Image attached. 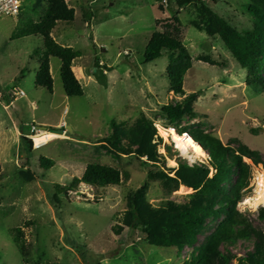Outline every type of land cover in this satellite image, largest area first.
Listing matches in <instances>:
<instances>
[{
	"label": "rangeland",
	"instance_id": "obj_1",
	"mask_svg": "<svg viewBox=\"0 0 264 264\" xmlns=\"http://www.w3.org/2000/svg\"><path fill=\"white\" fill-rule=\"evenodd\" d=\"M64 1L68 8L74 9V21L71 25L57 23L51 37L59 45L79 52L71 69L83 88L81 97L64 95L60 61L53 57L49 59L52 93L35 86L38 55L34 51L43 50L39 37L10 40L25 20H38L31 10L35 0H22L17 17H0V264H183L196 256L221 218L207 221L196 243L180 252L144 243L140 230L124 229L119 236L111 232L126 210L125 195L130 190L148 184L146 198L154 207L165 201L183 204L193 193L191 189L177 192L184 186L168 193L158 181L147 179L149 171L175 169L179 161L193 165L207 159L183 155L170 134L176 132L165 128L167 122L160 113L161 107L180 99L168 90L166 55L150 63L143 62V51L152 32L165 31V26L172 24L175 3ZM202 2L235 29L251 30L253 21L243 8L247 0ZM43 8L44 3L38 11L42 13ZM86 8L93 14L88 26L82 16V9ZM178 19L179 34L192 64L184 76L183 91L185 95L201 92L193 106L196 118L182 120L179 127L210 134L235 152L245 146L258 154V164L242 157L249 166V179L236 209L264 235V222L257 218L262 207L253 211L244 205L253 195L255 172L264 171V94L246 84V71L220 39L189 26L190 21H198L193 5L181 9ZM199 57H207L215 65L198 61ZM96 61L109 72L96 69ZM104 70L106 86L99 84L95 73ZM18 90L24 95L19 97ZM141 117L154 123L160 140L157 153L164 165L162 161L150 165L146 157H114L100 147L112 120L132 125ZM31 125L58 138L35 149ZM66 126L71 127L72 134ZM23 138L31 141L30 152L26 151ZM38 158L51 160L53 167L43 171ZM25 162L35 172L31 181L20 177V172L26 169ZM88 163L111 166L127 172L129 178L120 186L103 189L80 183L66 194H58L59 204L54 202V186L67 188L73 178L81 177ZM173 174L171 171L169 176ZM13 228L22 231L26 254L16 249ZM252 250V239L230 245L229 252L235 258L229 257L226 264H237L236 258Z\"/></svg>",
	"mask_w": 264,
	"mask_h": 264
},
{
	"label": "trees",
	"instance_id": "obj_2",
	"mask_svg": "<svg viewBox=\"0 0 264 264\" xmlns=\"http://www.w3.org/2000/svg\"><path fill=\"white\" fill-rule=\"evenodd\" d=\"M171 3V0H167ZM175 10L171 11L172 24L165 26V31H153L143 51V62L150 63L166 55L168 64L165 75L168 81V90L180 99L161 107V114L166 119L167 127L176 134H187L203 152L206 153L205 162L188 165L178 162L175 169L149 171L147 179L158 181L168 193L177 191L180 186L191 189L193 193L183 204L165 201L154 207L146 198L148 184L138 190H130L125 195L126 210L120 221L112 226L111 232L119 236L124 229L132 232L140 230L144 234V243L159 248H176L180 252L184 247H191L196 238L205 230L207 221H216L221 218L215 230L206 237L205 242L198 248L196 256L183 264H226L229 257L235 258L229 252V246L236 242L253 240V250L244 257L236 258L237 264H264V235L250 224L249 220L240 214L236 205L241 200V191L247 187L249 166L242 161V157L258 164V154L242 146L238 152L224 146L222 142L210 134L202 131H190L179 127L185 119H194V103L201 92L184 94V76L191 69V57L183 45L179 34L181 23L178 19L180 10L193 5L196 8L198 21H190L199 32H204L210 38H218L223 47L230 53L238 65L246 71V84L255 87L264 94V0H247L243 8L251 17V30L239 31L226 20L218 16L202 0H172ZM44 3L43 12L38 11ZM159 11L162 7L159 6ZM171 9V8H170ZM32 13L38 17L36 22L25 20L21 28L13 32L10 40L37 36L42 41V51L35 50L38 55V68L34 77L36 87L52 93V78L50 75L49 59L60 61L59 76L62 90L66 97H81L83 88L72 72V62L80 56L78 51L63 47L56 43L51 32L57 23L71 25L74 21V9L68 8L64 0H35L31 6ZM82 16L87 24L93 14L89 9H82ZM198 61L215 65L207 57H199ZM108 68L98 66L95 68ZM105 70L96 71V80L106 86ZM47 134H52L48 133ZM155 139L158 140L155 143ZM26 142V151H31V141ZM157 143L154 123L144 117L137 119L132 125L124 121L112 120L109 124V134L102 140L101 148L106 153L119 157L120 155L146 157L150 165L156 166L163 158L157 153ZM39 168L46 171L53 167L51 160L38 158ZM26 169L20 172L24 181H31L35 172L31 171L25 162ZM173 171V176L169 173ZM211 173V174H210ZM129 174L111 166L100 163H88L80 178H73L67 188L55 185L53 201L59 204L58 194H66L75 189L80 183L94 189L120 186L127 181ZM259 221L264 222V207L257 212ZM12 239L16 249L26 254L22 231L12 229ZM223 249V251H222ZM226 254H223V253ZM53 264V263H47Z\"/></svg>",
	"mask_w": 264,
	"mask_h": 264
},
{
	"label": "bare ground",
	"instance_id": "obj_3",
	"mask_svg": "<svg viewBox=\"0 0 264 264\" xmlns=\"http://www.w3.org/2000/svg\"><path fill=\"white\" fill-rule=\"evenodd\" d=\"M45 133L47 132L42 131L33 137L35 149L40 148L44 144L58 138L55 135L45 134ZM170 134L173 137V140L176 144L178 151L183 152V155L192 154L195 157L197 156L199 158H207L206 153L203 152V150L197 144H195L188 135L184 134L180 136L178 134H175L173 131H171ZM168 163H170L172 167H175V163L173 161L169 160ZM253 183H254L253 195L245 200L244 205H246L248 208L254 211L259 207H264V171L255 172ZM183 189L189 192L191 191L190 189L180 187L177 192H180Z\"/></svg>",
	"mask_w": 264,
	"mask_h": 264
},
{
	"label": "built area",
	"instance_id": "obj_4",
	"mask_svg": "<svg viewBox=\"0 0 264 264\" xmlns=\"http://www.w3.org/2000/svg\"><path fill=\"white\" fill-rule=\"evenodd\" d=\"M22 6V0H0V17L2 16H10V17H17L20 9ZM18 96H23V92H17ZM31 134L35 132V135L40 132V130L35 129V127H31L30 129Z\"/></svg>",
	"mask_w": 264,
	"mask_h": 264
},
{
	"label": "water",
	"instance_id": "obj_5",
	"mask_svg": "<svg viewBox=\"0 0 264 264\" xmlns=\"http://www.w3.org/2000/svg\"><path fill=\"white\" fill-rule=\"evenodd\" d=\"M89 1H93V0H89ZM65 129L67 130V132H68L69 134H72V133H73V132H72V129H71L70 126H66Z\"/></svg>",
	"mask_w": 264,
	"mask_h": 264
},
{
	"label": "clouds",
	"instance_id": "obj_6",
	"mask_svg": "<svg viewBox=\"0 0 264 264\" xmlns=\"http://www.w3.org/2000/svg\"><path fill=\"white\" fill-rule=\"evenodd\" d=\"M187 135V134H186ZM192 139V138H191Z\"/></svg>",
	"mask_w": 264,
	"mask_h": 264
}]
</instances>
